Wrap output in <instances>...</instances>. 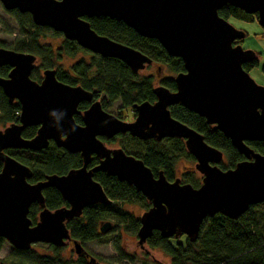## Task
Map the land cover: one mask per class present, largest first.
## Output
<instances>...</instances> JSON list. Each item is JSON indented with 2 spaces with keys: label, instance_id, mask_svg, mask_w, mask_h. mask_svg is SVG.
<instances>
[{
  "label": "water",
  "instance_id": "obj_1",
  "mask_svg": "<svg viewBox=\"0 0 264 264\" xmlns=\"http://www.w3.org/2000/svg\"><path fill=\"white\" fill-rule=\"evenodd\" d=\"M7 11L29 14L37 27L59 33L65 40L102 58H113L133 72L143 71L152 59L141 52L98 35L86 19L105 17L123 22L137 35L156 40L165 52L179 58L184 72L175 75V91L162 85L154 88L155 102L134 107L135 118L123 121L106 112L99 100L81 86L57 80L55 69H45L41 80L31 74L36 56L0 48V67L9 66L0 88L20 108L18 122L0 130V238L13 249L28 251L34 244L61 248L73 243L74 253L85 250L72 240L66 223L81 217L91 205L112 201L93 178L103 172L132 186L150 204L139 219L137 245L145 248L157 231L165 238L186 236L195 242L208 217L220 214L236 220L249 207L264 202V154L247 142H264V87L244 70L256 53L233 45L246 34L218 15L231 6L256 16L264 33V0H0ZM90 103L83 112L81 103ZM181 105L203 118L227 138L243 156L234 168L222 170L223 153L204 141L203 136L173 118L169 108ZM81 115L82 124L74 116ZM28 127H37L31 139L22 137ZM128 134L140 141L180 139L195 160L200 185L193 187L180 178L168 181L162 171L156 176L122 148L109 149L101 138L111 140ZM52 142L69 154H79L82 165L64 175H47L31 183L30 168L5 153L6 150L41 152ZM97 165L89 167L93 158ZM54 188L67 206L49 210L43 191ZM40 208L32 224L28 211ZM113 224L100 223L99 233L107 234ZM1 264V263H0ZM90 264H96L90 258Z\"/></svg>",
  "mask_w": 264,
  "mask_h": 264
},
{
  "label": "trees",
  "instance_id": "obj_2",
  "mask_svg": "<svg viewBox=\"0 0 264 264\" xmlns=\"http://www.w3.org/2000/svg\"><path fill=\"white\" fill-rule=\"evenodd\" d=\"M10 13L16 17L20 35L14 43L13 50L36 56L41 70L55 69L58 81L72 86H81L91 92L93 99L99 100L104 109L119 102L121 104L120 111H129L133 115L136 105L143 102H155L154 80L151 75L133 72L117 59L94 55L79 47L75 42L64 38L61 39V45L54 48L52 44L44 43V39L47 38L48 32H51L54 37H61V34L48 28L35 26L29 14H20L17 11ZM218 15L227 21L229 19L245 21L256 19L255 16L246 15L229 5L219 10ZM86 20L98 35L108 37L141 52L151 58L154 63L165 66L172 74L184 72L183 63L179 58L169 56L156 40L137 35L123 22L105 17ZM248 35L246 33V36ZM80 52L83 54V58L73 63L67 70L61 68L60 61L64 56L74 57ZM257 60L243 68L249 71L252 67L258 66ZM262 69L264 72V65ZM8 70V67L0 68V76L5 77ZM37 71L33 77L31 76L35 81L40 80L36 76ZM161 84L170 91L176 90L171 76L163 78ZM87 108L88 103H81L78 110L83 112ZM169 110L173 118L200 133L207 144L223 153L226 162H222L220 168H233L244 159L231 146L230 141L221 132L208 126L203 118L189 112L181 105L172 106ZM19 112L18 103L10 104L0 89V125L18 122ZM121 117H123L122 114L118 112L117 118ZM74 120L77 124H82L81 115L74 116ZM36 131L37 127H28L23 131L22 137L31 139L35 136ZM115 139L119 141L120 148L126 154L142 160L154 176L162 171L166 179L172 181L178 178V165H181L185 169L182 173V178H184L182 183L190 182L193 187L200 185L199 177L192 168L195 160L186 151L183 140L174 138L161 141H140L128 134L118 135L111 141H115ZM101 140L110 143L104 138ZM246 144L255 152L264 154V142H247ZM5 153L30 168L32 176L29 181L31 183L41 181L47 175H64L69 170L82 165L79 154H69L64 149L57 148L52 142L41 152L10 149ZM97 163L98 159L94 157L89 167H93ZM1 168L2 162L0 161V170ZM93 178L102 186L112 204L91 205L83 210L81 217L68 221L66 227L71 238L79 241L80 244L96 240L103 236L99 233L98 228L100 223L105 221L113 224L112 231L120 225L130 231H136L139 228V220L132 213L125 212L122 205L142 203L147 210L150 204L132 186L118 181L115 177L98 172L94 174ZM43 196L45 207L49 210L67 206L54 188L45 189ZM39 212L40 208L37 204L30 206L28 218L32 224L37 222ZM5 242L0 238V251ZM146 244L150 249L161 250L169 258L170 264H264V203L249 207L247 212L236 220L228 219L220 214L206 218L195 242H191L184 235L165 239L155 231ZM49 247L54 251L61 250V248ZM28 251L14 249V253L20 255L26 254ZM144 257L147 260L150 259L147 252L144 253ZM47 264L88 263L82 257L76 262H71L63 261L56 256L52 262Z\"/></svg>",
  "mask_w": 264,
  "mask_h": 264
},
{
  "label": "rangeland",
  "instance_id": "obj_3",
  "mask_svg": "<svg viewBox=\"0 0 264 264\" xmlns=\"http://www.w3.org/2000/svg\"><path fill=\"white\" fill-rule=\"evenodd\" d=\"M3 8L0 3V44L5 48L13 50L15 41L20 37L19 27L16 21V17ZM230 24H232L238 30H245L249 35L246 36L243 40L244 49L252 50L257 52L259 55L257 57L259 65L252 67L248 73L254 79V81L264 87V72L262 66L264 64V36L263 30L258 25L257 20L253 19L252 21L229 19ZM61 37L52 36L51 32H48L47 38L44 39V43L52 44L54 48H57L61 45ZM83 54L77 53L74 57L64 56L61 61V68L68 69L73 63L83 58ZM37 71L38 79L42 78L43 70L39 69L38 61L35 64V70L32 73L35 74ZM141 74L151 75L154 80V87L162 85L161 81L166 77H175V74L170 73V71L163 65L153 63L147 66L143 71H140ZM39 82V80H36ZM163 86V85H162ZM16 102V101H15ZM121 104L119 102L114 103L109 108L104 110L117 117L118 112L122 114L123 117L119 118L126 122H131L135 118L129 111H120ZM133 116V117H132ZM10 124L0 125V130L2 131L5 127ZM112 140V139H111ZM110 141V143L104 142L105 146L109 149L120 148V144L115 139V141ZM223 162H226V158L223 157ZM186 165H189L186 163ZM194 164L192 168L195 171ZM179 171L177 172V177L180 180L182 178V173L185 169L178 165ZM196 172V171H195ZM197 177H199V183L201 181V175L196 172ZM190 184V182H188ZM192 185V184H190ZM123 210L132 215L139 220L142 213L146 210L145 206L142 203H132V204H123ZM38 220V217H37ZM116 227V226H115ZM114 231H110L107 234L99 237L96 240L86 242L81 244L86 250L87 254L94 259L95 263L100 264H170L169 258L159 249H150L147 244L142 250L137 245V230L130 231L124 226H119ZM47 244H34L31 246V249L28 253L20 255L14 253V249L7 243L3 245V248L0 251V262L3 264H47L52 262V259H55L56 256L61 258L63 261L76 262L81 256H77L74 253L73 243H66L64 247H61L60 251H54ZM150 256V259L147 260L144 257V253ZM83 258V257H82ZM90 264V260H89Z\"/></svg>",
  "mask_w": 264,
  "mask_h": 264
},
{
  "label": "flooded vegetation",
  "instance_id": "obj_4",
  "mask_svg": "<svg viewBox=\"0 0 264 264\" xmlns=\"http://www.w3.org/2000/svg\"><path fill=\"white\" fill-rule=\"evenodd\" d=\"M251 16V15H250ZM255 16V15H254ZM255 18H256V16H255ZM229 22V21H228ZM244 32H245V34L247 33L245 30H243ZM264 34V33H263ZM233 45H241L242 46V48L244 49V47H243V41H235L234 43H233ZM0 48H5V47H3V45H1L0 44ZM5 49H9V48H5ZM9 50H12V49H9ZM13 51H15V50H13ZM17 52H21V51H17ZM255 52V51H254ZM256 53V59L255 60H257V57H258V53L257 52H255ZM258 61V60H257ZM154 62H152V64H153ZM248 64H250V63H245L243 66H245V65H248ZM258 64H260L259 63V61H258ZM264 65V64H263ZM2 67H8L9 68V70H8V73L10 72V67L9 66H2ZM2 67H0V68H2ZM263 67V66H262ZM35 70V69H34ZM33 70V71H34ZM245 70V69H244ZM250 70V69H249ZM246 71V70H245ZM248 72V71H247ZM8 73L6 74V76L5 77H2V76H0L1 78H7V75H8ZM33 73V72H32ZM31 76H32V74H31ZM173 79H174V77H173ZM41 80V79H40ZM39 80V81H40ZM1 89V88H0ZM2 91V90H1ZM3 93V92H2ZM4 95V94H3ZM6 98V97H5ZM7 99V98H6ZM93 100H96V99H93ZM84 103H86V102H84ZM89 104L90 103H88V106H89ZM81 112V111H80ZM220 166V164L218 165V167ZM220 168V167H219ZM234 168V167H233ZM220 169H222V168H220ZM228 169H232V168H228ZM222 170H227V169H222ZM182 182V181H181ZM264 203V202H263ZM73 240V239H72ZM69 244H72V241L71 242H69ZM85 250V249H84ZM86 251V250H85ZM77 256H81V257H83L84 258V260L85 261H87V263L89 264V260H90V256L87 254V252H84L82 255H77ZM96 264H100V263H97L96 262Z\"/></svg>",
  "mask_w": 264,
  "mask_h": 264
}]
</instances>
